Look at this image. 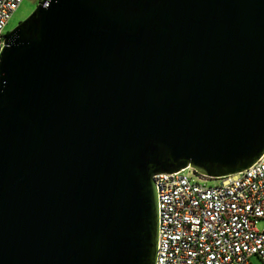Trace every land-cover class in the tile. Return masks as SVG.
Listing matches in <instances>:
<instances>
[{
	"label": "water",
	"instance_id": "obj_1",
	"mask_svg": "<svg viewBox=\"0 0 264 264\" xmlns=\"http://www.w3.org/2000/svg\"><path fill=\"white\" fill-rule=\"evenodd\" d=\"M263 153L264 0H44L0 56V264H155L154 176Z\"/></svg>",
	"mask_w": 264,
	"mask_h": 264
},
{
	"label": "built area",
	"instance_id": "obj_2",
	"mask_svg": "<svg viewBox=\"0 0 264 264\" xmlns=\"http://www.w3.org/2000/svg\"><path fill=\"white\" fill-rule=\"evenodd\" d=\"M22 1L0 0V56L8 35L5 27ZM154 182L155 264H253L252 256L264 264V153L233 175L210 179L189 168L157 174Z\"/></svg>",
	"mask_w": 264,
	"mask_h": 264
},
{
	"label": "rangeland",
	"instance_id": "obj_3",
	"mask_svg": "<svg viewBox=\"0 0 264 264\" xmlns=\"http://www.w3.org/2000/svg\"><path fill=\"white\" fill-rule=\"evenodd\" d=\"M38 5V0H23L18 9L12 14L9 22L5 27V32L7 34L10 33L16 26L27 19ZM208 183L213 184V181H208ZM262 227L263 222L259 221L258 229H262ZM250 260L253 264H261V261L257 256H252Z\"/></svg>",
	"mask_w": 264,
	"mask_h": 264
}]
</instances>
